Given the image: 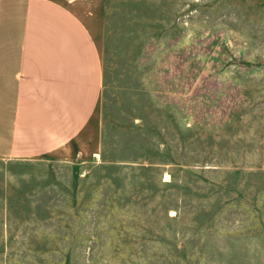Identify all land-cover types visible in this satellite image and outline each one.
I'll return each instance as SVG.
<instances>
[{"label":"rangeland","instance_id":"obj_1","mask_svg":"<svg viewBox=\"0 0 264 264\" xmlns=\"http://www.w3.org/2000/svg\"><path fill=\"white\" fill-rule=\"evenodd\" d=\"M102 59L70 153L0 159V264H264V0H58Z\"/></svg>","mask_w":264,"mask_h":264},{"label":"crops","instance_id":"obj_2","mask_svg":"<svg viewBox=\"0 0 264 264\" xmlns=\"http://www.w3.org/2000/svg\"><path fill=\"white\" fill-rule=\"evenodd\" d=\"M102 59L58 0H0V159L57 158L94 119Z\"/></svg>","mask_w":264,"mask_h":264}]
</instances>
